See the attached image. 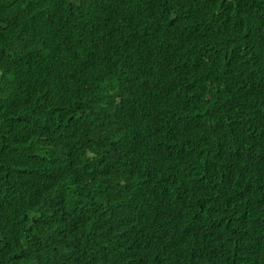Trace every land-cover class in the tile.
Returning <instances> with one entry per match:
<instances>
[{"label": "trees", "instance_id": "trees-1", "mask_svg": "<svg viewBox=\"0 0 264 264\" xmlns=\"http://www.w3.org/2000/svg\"><path fill=\"white\" fill-rule=\"evenodd\" d=\"M261 2L0 0V264H264Z\"/></svg>", "mask_w": 264, "mask_h": 264}, {"label": "clouds", "instance_id": "clouds-1", "mask_svg": "<svg viewBox=\"0 0 264 264\" xmlns=\"http://www.w3.org/2000/svg\"><path fill=\"white\" fill-rule=\"evenodd\" d=\"M256 19L258 20V26H259V30L261 31V33L264 34V2H261L258 6H257V13L255 14ZM194 91V90H193ZM89 137L87 135H78L77 136V146L80 147L82 146L83 149L85 148V145L88 141ZM5 175H2V177L4 179H6V177H9L10 175H13V173H10L9 171L4 172ZM211 181H209L210 183ZM6 183V182H2L0 181V185ZM184 203V202H182ZM180 204V203H179ZM190 206H196L198 208H202L203 211H208L210 212V215H213L212 210L210 207H203L199 204H193V203H187ZM35 215H38L36 213H34ZM162 216L160 215V213L158 211H155L153 213L152 216H150L148 218V222L151 223L152 225L157 224L160 220H161ZM188 233L190 236V245L193 247V250H190L188 248L184 249L183 252L181 253L180 258H185L186 260L191 258L196 252H202L203 248L205 247L203 244L204 242L202 241V238H207V236L209 234H197L192 232L191 228H189L188 226ZM16 234L14 233L12 236V239L16 238ZM177 257V255H176ZM190 261V260H188ZM179 262V261H178Z\"/></svg>", "mask_w": 264, "mask_h": 264}, {"label": "rangeland", "instance_id": "rangeland-1", "mask_svg": "<svg viewBox=\"0 0 264 264\" xmlns=\"http://www.w3.org/2000/svg\"><path fill=\"white\" fill-rule=\"evenodd\" d=\"M37 217H38V215H35L34 213H32V215L30 216L31 219H33V218L37 219ZM32 223H33V220H32V222H31V224H32Z\"/></svg>", "mask_w": 264, "mask_h": 264}]
</instances>
